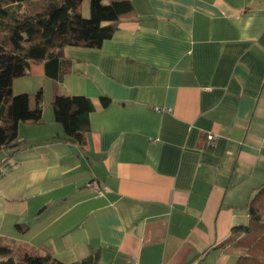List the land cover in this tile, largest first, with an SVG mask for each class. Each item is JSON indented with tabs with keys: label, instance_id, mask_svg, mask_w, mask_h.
<instances>
[{
	"label": "crops",
	"instance_id": "0c3cea01",
	"mask_svg": "<svg viewBox=\"0 0 264 264\" xmlns=\"http://www.w3.org/2000/svg\"><path fill=\"white\" fill-rule=\"evenodd\" d=\"M131 4L100 48H65L60 80L33 64L14 81L15 94L42 91L44 107L19 126L40 144L0 150L2 258L237 264L232 241L264 184V0ZM56 94L92 101L83 144L63 138Z\"/></svg>",
	"mask_w": 264,
	"mask_h": 264
},
{
	"label": "trees",
	"instance_id": "16d2710c",
	"mask_svg": "<svg viewBox=\"0 0 264 264\" xmlns=\"http://www.w3.org/2000/svg\"><path fill=\"white\" fill-rule=\"evenodd\" d=\"M26 0H0V150L13 154L40 143H31L19 135L20 124H39L44 97L13 92L15 80L29 76L33 64H41L52 80L68 72V46L100 48L112 38L121 20L131 17V0H90V16L81 9L85 0H50L43 12L28 13ZM109 97H101L108 106ZM55 121L63 128V138L83 144L90 129L89 114L95 110L85 96L56 94L51 102ZM61 138L60 135L50 140ZM241 232L232 242L241 249L237 264H264V184L248 205V221L238 226ZM0 247V264H65L49 255L25 251L2 258L11 252ZM77 264V263H72Z\"/></svg>",
	"mask_w": 264,
	"mask_h": 264
},
{
	"label": "rangeland",
	"instance_id": "374dc122",
	"mask_svg": "<svg viewBox=\"0 0 264 264\" xmlns=\"http://www.w3.org/2000/svg\"><path fill=\"white\" fill-rule=\"evenodd\" d=\"M50 0H26L25 6L27 7L28 13H40L45 10V8L49 5ZM89 9V12H88ZM87 10L88 15H84ZM82 15L84 17L90 16V0H85L81 9ZM2 37V35H0Z\"/></svg>",
	"mask_w": 264,
	"mask_h": 264
},
{
	"label": "built area",
	"instance_id": "2783aa9c",
	"mask_svg": "<svg viewBox=\"0 0 264 264\" xmlns=\"http://www.w3.org/2000/svg\"><path fill=\"white\" fill-rule=\"evenodd\" d=\"M217 135L214 134V133H210L208 135V140H209V143L211 146H214L216 141H217ZM88 186L90 188H92L94 191H96L98 194H101L102 191H101V187L99 185V183L96 181V180H92L91 182L88 183Z\"/></svg>",
	"mask_w": 264,
	"mask_h": 264
}]
</instances>
